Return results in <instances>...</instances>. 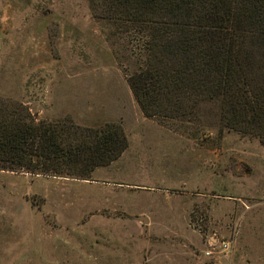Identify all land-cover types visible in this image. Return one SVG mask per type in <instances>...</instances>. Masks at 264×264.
<instances>
[{
  "label": "rangeland",
  "instance_id": "obj_1",
  "mask_svg": "<svg viewBox=\"0 0 264 264\" xmlns=\"http://www.w3.org/2000/svg\"><path fill=\"white\" fill-rule=\"evenodd\" d=\"M147 38L88 0H0V102L129 138L87 179L0 169V264H264V141L217 100L145 116L129 78Z\"/></svg>",
  "mask_w": 264,
  "mask_h": 264
},
{
  "label": "trees",
  "instance_id": "obj_2",
  "mask_svg": "<svg viewBox=\"0 0 264 264\" xmlns=\"http://www.w3.org/2000/svg\"><path fill=\"white\" fill-rule=\"evenodd\" d=\"M94 18L147 33L145 66L129 78L147 117L187 119L221 103L224 127L264 141V0H88ZM119 121L36 122L0 102V169L87 179L119 159Z\"/></svg>",
  "mask_w": 264,
  "mask_h": 264
},
{
  "label": "built area",
  "instance_id": "obj_3",
  "mask_svg": "<svg viewBox=\"0 0 264 264\" xmlns=\"http://www.w3.org/2000/svg\"><path fill=\"white\" fill-rule=\"evenodd\" d=\"M231 247V242L230 241H222L219 245V249L221 252H227ZM212 251L207 252L208 255H210Z\"/></svg>",
  "mask_w": 264,
  "mask_h": 264
},
{
  "label": "crops",
  "instance_id": "obj_4",
  "mask_svg": "<svg viewBox=\"0 0 264 264\" xmlns=\"http://www.w3.org/2000/svg\"><path fill=\"white\" fill-rule=\"evenodd\" d=\"M115 161H116V160H115ZM113 162H114V161H113ZM113 162H112V163H113ZM145 219H146V218H145ZM140 220H142L141 217H140ZM146 220H148V219H146ZM142 221H143V222H147V221H144V220H142Z\"/></svg>",
  "mask_w": 264,
  "mask_h": 264
},
{
  "label": "water",
  "instance_id": "obj_5",
  "mask_svg": "<svg viewBox=\"0 0 264 264\" xmlns=\"http://www.w3.org/2000/svg\"><path fill=\"white\" fill-rule=\"evenodd\" d=\"M142 220L147 221L144 217H141Z\"/></svg>",
  "mask_w": 264,
  "mask_h": 264
}]
</instances>
